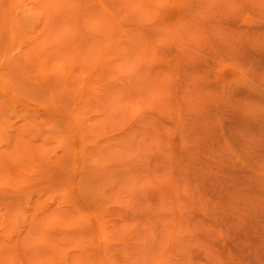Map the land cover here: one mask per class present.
Masks as SVG:
<instances>
[{
    "label": "rangeland",
    "instance_id": "374dc122",
    "mask_svg": "<svg viewBox=\"0 0 264 264\" xmlns=\"http://www.w3.org/2000/svg\"><path fill=\"white\" fill-rule=\"evenodd\" d=\"M0 264H264V0H0Z\"/></svg>",
    "mask_w": 264,
    "mask_h": 264
}]
</instances>
